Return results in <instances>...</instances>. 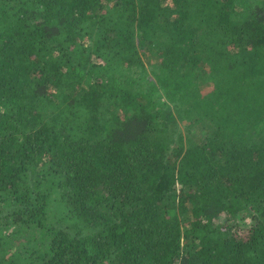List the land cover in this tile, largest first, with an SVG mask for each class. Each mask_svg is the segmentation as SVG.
Wrapping results in <instances>:
<instances>
[{
	"label": "trees",
	"instance_id": "16d2710c",
	"mask_svg": "<svg viewBox=\"0 0 264 264\" xmlns=\"http://www.w3.org/2000/svg\"><path fill=\"white\" fill-rule=\"evenodd\" d=\"M0 264H264V0H0Z\"/></svg>",
	"mask_w": 264,
	"mask_h": 264
},
{
	"label": "rangeland",
	"instance_id": "374dc122",
	"mask_svg": "<svg viewBox=\"0 0 264 264\" xmlns=\"http://www.w3.org/2000/svg\"><path fill=\"white\" fill-rule=\"evenodd\" d=\"M202 88L205 89V88H208V86L202 85ZM178 127L181 129V131L188 132L194 135L196 138H202L207 133V130H208L207 124L203 125V123L194 124L188 129L184 121L179 122Z\"/></svg>",
	"mask_w": 264,
	"mask_h": 264
}]
</instances>
